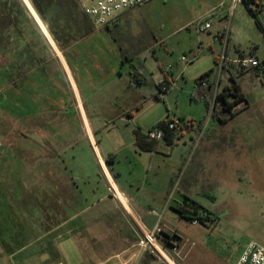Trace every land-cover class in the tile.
<instances>
[{"label": "rangeland", "instance_id": "1", "mask_svg": "<svg viewBox=\"0 0 264 264\" xmlns=\"http://www.w3.org/2000/svg\"><path fill=\"white\" fill-rule=\"evenodd\" d=\"M18 2L0 0V91L10 82L13 87V71L15 77L20 76L18 80L22 77L25 81L26 74L43 62L51 61L53 66H57L55 48L59 49V44L49 34L47 26L43 24L30 0ZM257 5L260 7L257 8ZM231 6V0H150L141 7L124 12L109 23L113 29L115 44L124 46L136 65L140 69L145 68L146 72L142 74L147 80L146 88L154 89V86L161 82L159 78L163 76L160 69L165 72V68L171 65L168 81H174L175 85L166 94L160 93L158 99L155 96L147 98L137 120L144 133L165 119L181 120L182 129L191 123L196 127L202 123L220 124L212 110L208 109L206 99L197 95L196 80L215 68L214 56L208 44L215 36L224 32ZM263 7L264 0L250 7L244 2L236 5L230 22L234 37L230 50L234 49V45L246 52L255 50L264 61ZM250 9L254 10V13ZM74 11L72 15L78 23L83 19L86 22V17L78 8ZM207 21H210L213 27L201 33L199 28ZM89 22L94 34L84 39L85 37L76 35L74 25L62 17L60 24L68 29L63 39H60V45L66 47L77 43L88 46L94 43L96 38L101 39L97 32L105 27L93 25L91 20ZM216 46H221L218 39L214 47ZM184 56L187 61H182ZM231 71L248 99V106H238L237 116L227 123L244 128L239 135L241 144L234 160L237 162L236 166L210 165L205 169L199 160L190 155L191 149L185 145L190 144L187 131L180 137L179 144L164 143V148H159L154 153L138 151V155L131 154L128 160H123L120 164L125 178L133 180L136 174L134 180H139L136 184L141 187L140 192H136L137 197L131 198V204L137 213L155 211L158 224L175 223L176 219H179L180 231L186 236H194V233L201 229L206 230L205 237L196 241L197 246L192 253L195 256L185 263L178 261L179 264H193L200 259L207 261L204 248L231 254L233 259L244 255L251 245L264 247V79L254 75L243 77L236 68ZM13 91L14 94L7 93L2 98L6 99L0 101L3 114L13 109L17 114H21L17 115V119L0 116V225H11L13 211L9 200L13 197V192H21L18 187L23 186L15 178L13 146H17L19 142H30L31 147V133H27L25 128L29 122L23 112L26 108V86L23 83L20 91ZM134 126L133 123L131 127ZM116 130L121 138L120 142L125 140V129L120 127L114 129ZM105 134L101 135L103 144H108ZM33 139L38 141L36 137ZM79 150L80 147L75 145V148H70L62 154V160L78 189L84 191L82 198L85 202L82 203L86 209L83 213L87 212V216L92 217L98 215V220L93 222L90 228L88 222L83 228H76L74 223H70L65 229L71 226L74 228L71 230L73 233L58 243L55 242L58 244L59 253L57 246L49 243L54 238L32 240L25 245L16 242L15 246L0 239V264L102 262L109 253L118 249L119 241L127 234L128 225L135 226L122 206L112 205L111 209V202L106 198L101 199L99 204L95 202L107 192H98L97 195L86 192L90 186L85 187L84 181L78 178V173L86 167L94 174L97 172V165L87 161L91 157L87 149L83 150L85 154L82 156V162L88 164L84 166L80 165L81 162H75L73 156ZM35 152L36 150L29 149L27 152L24 150L23 154L25 153L26 159H32L39 155ZM129 161L133 168H136L135 172L129 169L132 168ZM210 168L211 172L215 173L221 168L223 174L220 173L225 178L211 180ZM235 173L238 174L233 179ZM21 194L23 195V192ZM186 196L193 197L207 209H213L219 221L217 227L214 224H199L193 227L190 221L181 218L177 207L179 203H183ZM13 199V208L22 206L19 200L14 197ZM78 220L82 224V218ZM7 231L9 228L0 226L1 236ZM112 241L117 244H112ZM21 245L24 247L17 251ZM15 251L17 252L13 255Z\"/></svg>", "mask_w": 264, "mask_h": 264}, {"label": "crops", "instance_id": "2", "mask_svg": "<svg viewBox=\"0 0 264 264\" xmlns=\"http://www.w3.org/2000/svg\"><path fill=\"white\" fill-rule=\"evenodd\" d=\"M246 3L249 6L253 5L252 2ZM86 18L90 20L88 17ZM93 32L85 36L84 39L90 38L94 34ZM97 33L102 38L99 40L96 38L91 45L83 46L76 43L59 47V49L55 48L57 66H53L51 61L43 62L42 65L33 67L31 69L33 71L26 74L25 81L21 79L22 77L18 80V75L15 77L13 71V87H11L12 83L10 82L0 91V101H2L6 99H2L4 95L7 93L9 95L14 94V89L20 91L23 83L25 84L26 108L23 109V112L26 121L29 122L25 126L26 132L31 133V147L30 142H19L16 144L17 146H13L15 178L18 183L21 182L23 185L18 187L23 195L21 192H13V197L19 200L22 206L13 208V197L9 200L13 211L11 220L13 227L2 223L0 226L9 228V231L3 236L0 235V239L7 244L13 243L15 246L16 242H22L21 244L25 245L32 240L54 238L49 243L56 245L59 253L58 244L55 242L58 243L73 233L71 230L74 228L71 226L65 229L70 223H74L76 228H83L88 222L90 228L92 223L98 220V215L92 217L87 216V212L83 213L86 209L82 203V201L85 202L82 198L84 191L78 189L68 167L62 160V154L78 145L80 150L75 153L73 160L86 166L85 164L88 163L82 162L84 161L82 156L85 154L83 150L87 149L91 154L87 161L97 165V172L94 174L89 172L86 167L78 173V178L84 181L85 187L90 186L86 192H93L96 195L98 192H107L95 202L99 204L101 199L106 198L111 202V209L112 205L122 206L135 223V226L128 225L127 234L124 235L125 237L123 236L124 239L119 241L118 249L109 253L104 261H91L86 264L113 261L114 257L120 254L123 256L130 255L135 251L134 247L140 236L137 226L147 231L153 230L156 225L165 235H172L177 238L175 242L179 246V253L167 248L166 259L157 255L145 254L141 264H179L178 261L185 263L195 256L192 253L197 246L196 241L205 237L206 230L201 229L196 231L194 236H186L180 231L179 219L175 218L178 221L175 223L163 222L158 224L159 221L155 220V211L148 210L143 214L137 213L131 204V198L137 197L136 192H140L141 187L136 184L139 180H134L136 174L133 180L125 178L120 164L123 160H128L131 154L138 155V151L154 153L159 148H164V143L168 145L179 144L180 137L187 131L189 132L190 144L185 143V145L191 149L190 155L199 160L205 169H208L210 165L218 167L221 164V166L231 164V166H236L237 162L234 160L241 144L239 135L244 128L228 125L229 120L222 123L216 118L220 122L219 125L203 124L197 127L192 124L186 125L185 129L177 133H169L163 143L157 144L156 150L140 149L136 142L135 132L139 130L144 133V129L137 120L140 118L146 99L152 96L158 99L160 94L158 85L154 84V89H148L145 84L139 85L131 81V66L135 65L141 74L145 68L140 69L136 65L135 60L130 58V54L124 46L115 44L111 26L110 28L105 26ZM48 39L52 42L50 38ZM217 39L221 46L214 47ZM233 41L234 37L231 32L228 42L222 33H219L208 44V48L214 56V63L216 60L217 63L219 62L224 52L227 56V62L221 74V88L230 85L232 78L235 79L231 71L232 68H236L243 77L249 75L260 77L257 70L241 71L234 63L239 57L248 54L255 55L262 61L258 52L255 50L246 52L236 45H234L233 50H230V44ZM128 59L129 61H127ZM217 63L213 68L215 70L213 75L209 78L210 81L215 79ZM160 70L162 72L160 74L163 76L157 78L161 81L169 80L168 74L171 70L169 72ZM171 83L173 86L175 85L174 81ZM13 110L14 112H12ZM13 110L3 114L0 108V116L15 119L19 115L21 116V114H17L15 109ZM235 111L238 112L239 110L236 108ZM225 115L227 114H221V118L226 119ZM11 120L13 121V119ZM133 123L135 124L134 128L131 127ZM120 127L125 129L127 135L122 142L116 133L118 131H114L115 128ZM103 134L107 137L108 144H103V136H101ZM33 137H36L38 141ZM33 142L35 144H32ZM29 149L36 150V155H39L35 158L32 157V159H26L23 151L26 150L27 152ZM129 165L132 167L129 169L135 172L136 168H133L131 163ZM234 170L237 171L238 169ZM220 172L223 174L221 168L216 173L211 172L210 168V179L222 180L225 178ZM237 174L233 175V179ZM25 197L29 198L24 200ZM189 198L194 200L193 197ZM13 201L15 202L14 199ZM181 205L182 202L177 207L180 217L179 208ZM207 210L215 214L213 209ZM80 214H82L81 217H77ZM213 216L215 221L206 224H214L217 227L218 218ZM79 218H82V224L78 222L81 220H78ZM199 224L191 223L193 227ZM23 238L25 239L23 240ZM111 243L117 244L116 241ZM23 245L17 251L21 250ZM201 249H203V243ZM204 250L207 261L199 258L200 261L193 262V264H238L243 257L241 255L232 259L231 254H222L218 250H206L205 248ZM17 251L13 252V255ZM57 264H62V261Z\"/></svg>", "mask_w": 264, "mask_h": 264}, {"label": "built area", "instance_id": "3", "mask_svg": "<svg viewBox=\"0 0 264 264\" xmlns=\"http://www.w3.org/2000/svg\"><path fill=\"white\" fill-rule=\"evenodd\" d=\"M149 1L150 0H77L82 13L91 20L92 24L102 27L109 25V23L120 14L141 7ZM257 1L258 0H231V12L224 28V32L222 33L226 42H228L229 40L231 32L230 22L236 5L241 2H252L253 5H256ZM259 7L260 6L257 5V8ZM212 27V23L210 21H207L204 26H201L199 28V31L201 33H204L207 30L212 29ZM182 61H187V58L185 56L182 57ZM226 62L227 56L224 52L219 62L217 63V73L215 79L212 81L205 80L201 83L202 88H212V112L215 108V100L217 98V95L221 90V74L224 70ZM234 63L241 71L247 72L257 70L259 72V76L264 79V62L259 60L255 55L248 54L241 56L236 61H234ZM170 70L171 65H168L165 68V72H169ZM159 85V93L163 94H166L171 89V87H173V83L169 82L168 80L161 81ZM164 124L165 126L157 125L156 127L146 131L144 133L145 138L148 141L161 144L165 141L167 130L177 132L178 130L182 129V122L179 119H167L166 121H164ZM191 223L197 225L199 224V221L197 219H194L193 221H191ZM137 228L140 233L138 242L134 247L137 248V250L133 251L128 256H123L122 254L116 255L114 257V260H116V262H112V260H110L100 264H141L142 257L145 254L157 255L163 259H166L165 253L167 248L171 249L173 252L179 253V246L175 242L177 238L172 235H165L158 225H156L153 230L147 231L139 226H137ZM248 257H250L248 264H264V247L256 245L249 246L238 264H245Z\"/></svg>", "mask_w": 264, "mask_h": 264}, {"label": "trees", "instance_id": "4", "mask_svg": "<svg viewBox=\"0 0 264 264\" xmlns=\"http://www.w3.org/2000/svg\"><path fill=\"white\" fill-rule=\"evenodd\" d=\"M19 0H17V3ZM31 5L33 6L34 10L42 20L43 24L47 26L49 34L54 38L57 44L60 47V41L63 39L65 33H67V27L61 26L60 20L63 19L66 22H70L72 26L74 25L76 35L80 37H85L89 35L93 28L86 18V22L83 19L81 22L78 23L76 18H73L74 10L78 8L82 13L77 0H30ZM248 7V3H246ZM16 5L13 4V8ZM250 11L254 13V10ZM83 15V13H82ZM84 16V15H83ZM89 22V23H88ZM85 25H84V24ZM110 28L109 25H107ZM63 28V29H62ZM61 39V40H60ZM129 61V59L127 60ZM217 63V60L215 61ZM15 70V69H14ZM214 69L202 74L197 80L198 86V93L199 97H204L207 102L208 109H211L212 103V88H202L201 83L205 80H209V78L213 75ZM16 73V72H15ZM18 77H20L18 75ZM130 78L135 84L144 85L146 84L147 80L141 72H139L134 66H131L130 69ZM232 82L230 85L221 88L220 92L217 95L215 100V108L213 110V115L216 116L222 123H226L228 120L234 118L237 115V111L235 109L241 105L245 104L248 106V99L237 80L234 78L231 79ZM160 85L158 84V88ZM226 113L228 117L226 119L221 118V114ZM192 124V123H191ZM187 124V125H191ZM159 126H165L164 122H160ZM203 125L200 124L199 126ZM182 129L178 130L177 132L181 131ZM174 131L167 130L165 138H167L169 133H177ZM136 135V142L137 145L142 150L146 151H154L156 150L157 144L156 142L148 141L145 138V134L139 130L135 132ZM179 212L181 213V217L188 220L193 221L197 219L199 223L206 224L207 222L215 221L214 214L208 211L207 209L203 208L200 204L195 202L189 197H185L181 207L179 208Z\"/></svg>", "mask_w": 264, "mask_h": 264}, {"label": "water", "instance_id": "5", "mask_svg": "<svg viewBox=\"0 0 264 264\" xmlns=\"http://www.w3.org/2000/svg\"><path fill=\"white\" fill-rule=\"evenodd\" d=\"M250 260V257H248L247 261L245 262V264H248Z\"/></svg>", "mask_w": 264, "mask_h": 264}]
</instances>
